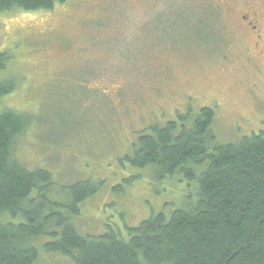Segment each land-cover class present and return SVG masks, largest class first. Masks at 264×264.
I'll use <instances>...</instances> for the list:
<instances>
[{
	"label": "rangeland",
	"instance_id": "rangeland-1",
	"mask_svg": "<svg viewBox=\"0 0 264 264\" xmlns=\"http://www.w3.org/2000/svg\"><path fill=\"white\" fill-rule=\"evenodd\" d=\"M209 2L69 0L49 11H0V51L14 56L3 76L16 80L0 112L30 115L13 157L49 170L64 201L77 182L97 186L75 219L82 234L127 235L193 197L186 179L161 182L126 159L150 126L209 106L221 142L264 134V60L253 64L250 40L227 17L206 14ZM46 240L36 241L37 264H76L47 253Z\"/></svg>",
	"mask_w": 264,
	"mask_h": 264
},
{
	"label": "trees",
	"instance_id": "trees-1",
	"mask_svg": "<svg viewBox=\"0 0 264 264\" xmlns=\"http://www.w3.org/2000/svg\"><path fill=\"white\" fill-rule=\"evenodd\" d=\"M68 1L0 0V11H49ZM13 57L0 51V102L16 89V80L3 76ZM215 119L205 106L152 125L126 156L135 168L155 169L161 182L186 179L194 188L189 202L127 227V235L112 227L84 235L75 219L97 186L77 182L64 201L49 170H29L13 157L30 115L0 112V264H37L39 238H47V253L76 264H264V134L221 142Z\"/></svg>",
	"mask_w": 264,
	"mask_h": 264
},
{
	"label": "flooded vegetation",
	"instance_id": "flooded-vegetation-1",
	"mask_svg": "<svg viewBox=\"0 0 264 264\" xmlns=\"http://www.w3.org/2000/svg\"><path fill=\"white\" fill-rule=\"evenodd\" d=\"M205 9L227 17L236 35L250 40L254 65L264 60V0H211Z\"/></svg>",
	"mask_w": 264,
	"mask_h": 264
}]
</instances>
